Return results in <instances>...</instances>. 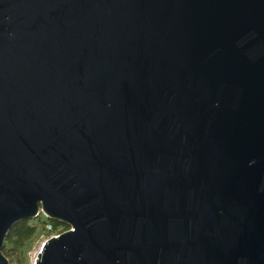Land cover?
I'll use <instances>...</instances> for the list:
<instances>
[{"label":"water","instance_id":"water-1","mask_svg":"<svg viewBox=\"0 0 264 264\" xmlns=\"http://www.w3.org/2000/svg\"><path fill=\"white\" fill-rule=\"evenodd\" d=\"M264 264V0H0V264Z\"/></svg>","mask_w":264,"mask_h":264},{"label":"trees","instance_id":"trees-1","mask_svg":"<svg viewBox=\"0 0 264 264\" xmlns=\"http://www.w3.org/2000/svg\"><path fill=\"white\" fill-rule=\"evenodd\" d=\"M46 224H50L51 228L46 229ZM37 228H40V230L45 228L46 234L49 236L51 234L60 233L68 229L69 226L65 223L49 219L41 212L34 218L17 222L7 233L2 247V252L9 260L10 264H12V259L16 258L20 251H23L25 245L31 241Z\"/></svg>","mask_w":264,"mask_h":264},{"label":"rangeland","instance_id":"rangeland-1","mask_svg":"<svg viewBox=\"0 0 264 264\" xmlns=\"http://www.w3.org/2000/svg\"><path fill=\"white\" fill-rule=\"evenodd\" d=\"M46 229L40 230V228H37L35 235L25 245L23 251H20L19 255L12 259V264H34L36 253L41 248L42 243L52 235L47 236Z\"/></svg>","mask_w":264,"mask_h":264},{"label":"built area","instance_id":"built-area-1","mask_svg":"<svg viewBox=\"0 0 264 264\" xmlns=\"http://www.w3.org/2000/svg\"><path fill=\"white\" fill-rule=\"evenodd\" d=\"M46 227H47L48 229L51 228L50 224H46ZM57 234H58V233H57ZM57 234H52L51 236H56Z\"/></svg>","mask_w":264,"mask_h":264}]
</instances>
